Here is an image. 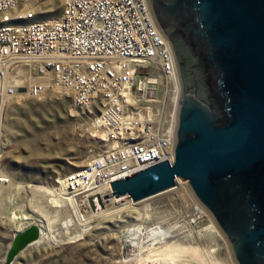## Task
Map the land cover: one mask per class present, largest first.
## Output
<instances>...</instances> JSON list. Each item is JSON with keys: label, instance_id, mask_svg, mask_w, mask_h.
<instances>
[{"label": "built area", "instance_id": "obj_1", "mask_svg": "<svg viewBox=\"0 0 264 264\" xmlns=\"http://www.w3.org/2000/svg\"><path fill=\"white\" fill-rule=\"evenodd\" d=\"M19 2L0 0V187L10 182L2 168L8 99L62 91L87 117L92 136L100 133L106 146L64 175V190L82 196L89 208L95 198L129 199L104 195L112 192L115 180L172 162L180 96L175 58L148 0H60L56 17H37L29 8L15 14ZM18 70L29 80H18L23 78ZM158 81L165 92H177L168 115L164 98H157Z\"/></svg>", "mask_w": 264, "mask_h": 264}, {"label": "water", "instance_id": "obj_2", "mask_svg": "<svg viewBox=\"0 0 264 264\" xmlns=\"http://www.w3.org/2000/svg\"><path fill=\"white\" fill-rule=\"evenodd\" d=\"M148 3L167 40L180 33L186 43L174 53L181 93L173 160L111 182L104 198L137 202L185 180L234 263L264 264V0Z\"/></svg>", "mask_w": 264, "mask_h": 264}, {"label": "rangeland", "instance_id": "obj_3", "mask_svg": "<svg viewBox=\"0 0 264 264\" xmlns=\"http://www.w3.org/2000/svg\"><path fill=\"white\" fill-rule=\"evenodd\" d=\"M25 1L20 0L13 13L26 9ZM29 9L37 17H56L60 0L35 3ZM158 84L157 98H164L163 114L168 115L173 93L164 91V82ZM41 96L18 93L10 97L3 117L2 168L11 180L0 188V264L5 262L16 231L32 224L41 226V240L25 245L9 264H235L227 240L210 226V215L197 217L195 207L201 205L187 181L180 178L171 189L137 202L125 199L121 205L96 199L90 208L75 209L40 195L37 186L60 189L65 174L106 148L98 138L100 133L92 136L87 117L77 111L71 96L50 90ZM138 225L174 229L165 242L137 245L127 231ZM170 243L197 247L206 261L146 258L153 247Z\"/></svg>", "mask_w": 264, "mask_h": 264}, {"label": "bare ground", "instance_id": "obj_4", "mask_svg": "<svg viewBox=\"0 0 264 264\" xmlns=\"http://www.w3.org/2000/svg\"><path fill=\"white\" fill-rule=\"evenodd\" d=\"M25 2H26L27 8L33 7L34 4L36 3L35 0H26ZM18 74L23 75V78H19L18 80H21L22 82H24L25 80H29V77L25 76L23 73L18 72ZM21 81H18V83H20ZM176 95H177V92L174 89L173 90V100H175L174 97L175 98L177 97ZM175 122H176V115H175ZM9 180H11V179H9ZM36 190L39 192V194L42 193V195H46L48 197L54 198L55 201L59 200L62 203V205L63 204L64 205L70 204V206H73L75 209H78L80 206L83 205V203H82L83 200H82V198H80L82 196H79V197L69 196L66 193V191L64 190L62 183H61V188L57 189L55 191L53 189L42 187V186H37ZM36 194H38V193H36ZM42 197H45V196H42ZM124 198L120 197L118 199H114L113 197H110L107 200H110L114 204L115 203L120 204L122 200H125ZM93 200H96V198L92 199V201ZM201 207L199 205L197 207H195V210L197 211L196 213L198 214L197 217H201L202 215H206V214L208 215L207 211L205 209L202 210ZM77 215H78V213H77ZM13 216H14V219H16V216L15 215H13ZM70 221L71 220H68V222H70ZM66 223H67V221H65V224ZM49 224H50V222H49ZM210 226L214 230L217 231L216 226L213 223ZM172 228L174 229V226H172V227L170 226V227L165 228V227H162L161 225H155V226H151L150 228H146V227L144 228V227L138 225V226L129 228L127 232L130 235L131 240L134 244L137 243V245L138 244L141 245V244L146 243L147 241H151L150 244L152 246H154V244H156L158 242L159 243H161V241L165 242L167 240L166 238L171 234ZM40 231H41V226H39L38 224H33L32 227L28 226L25 229L21 230L20 232L17 231L18 233L16 232V234H15L14 243L12 244L11 249H10L8 254L11 255V257H13V255L16 253V251H18L22 246H24L30 240H34V242H39L42 238V234L40 233ZM152 249H153V251H151V253L148 252L145 255L146 258H150L152 260H154V259L155 260L167 259L169 261H174V260L185 259L187 257V258H192V259H195L198 261H206V258L203 256L204 253H202L201 250L197 247H185V246L178 245L176 243H170L169 245H167V244L166 245H160L158 247H153ZM139 250H140V248H139ZM141 254H142V252L137 254V256H140L139 259L142 258ZM146 258L144 257L145 260H146Z\"/></svg>", "mask_w": 264, "mask_h": 264}, {"label": "flooded vegetation", "instance_id": "obj_5", "mask_svg": "<svg viewBox=\"0 0 264 264\" xmlns=\"http://www.w3.org/2000/svg\"><path fill=\"white\" fill-rule=\"evenodd\" d=\"M182 38L183 37L181 36L180 33H175L171 37V42H169V40H168V42L171 46L174 58H175L174 53H178L181 55L184 51V47L186 46V43L182 40ZM175 62H176V60H175ZM176 68H177L178 79H179V89H180V93H181V80H180L179 70H178L177 65H176Z\"/></svg>", "mask_w": 264, "mask_h": 264}, {"label": "crops", "instance_id": "obj_6", "mask_svg": "<svg viewBox=\"0 0 264 264\" xmlns=\"http://www.w3.org/2000/svg\"><path fill=\"white\" fill-rule=\"evenodd\" d=\"M56 190V189H55ZM57 202V201H56Z\"/></svg>", "mask_w": 264, "mask_h": 264}]
</instances>
